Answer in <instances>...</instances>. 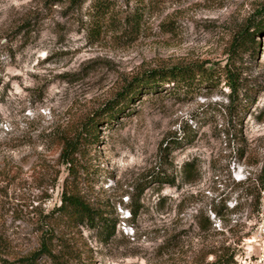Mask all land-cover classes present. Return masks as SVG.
I'll list each match as a JSON object with an SVG mask.
<instances>
[{
	"label": "rangeland",
	"instance_id": "374dc122",
	"mask_svg": "<svg viewBox=\"0 0 264 264\" xmlns=\"http://www.w3.org/2000/svg\"><path fill=\"white\" fill-rule=\"evenodd\" d=\"M263 6L0 0V261L54 264L45 242L66 264H208L229 254L232 264H264V195L257 200L237 185L264 163V31L239 61L252 93L241 124L235 106L227 110L223 82L187 95L166 85L116 120L101 118L105 103L144 70L224 66L230 42ZM89 117L98 119L96 136L74 155L71 176L61 140L75 138ZM187 162L195 166L190 181ZM65 189L115 225L114 235L68 225L56 212ZM140 192L133 218L130 202Z\"/></svg>",
	"mask_w": 264,
	"mask_h": 264
},
{
	"label": "trees",
	"instance_id": "16d2710c",
	"mask_svg": "<svg viewBox=\"0 0 264 264\" xmlns=\"http://www.w3.org/2000/svg\"><path fill=\"white\" fill-rule=\"evenodd\" d=\"M58 3V1H64L71 6H79L83 0H52ZM98 9L107 11L102 7L99 2ZM260 16L256 22H249L241 31L235 35L228 47V53L231 56L229 62L224 66L221 65H207L206 62H193L183 66H163L159 68H151L142 71L141 73L133 76L129 82L122 86V89L115 94L112 100H108L105 103V109L101 115V118H105L106 121L112 122L116 120V117L123 114L125 109H129L130 105L138 101L144 94L157 93L166 85H171L174 90H180L183 94H192L197 92L201 88H217L223 82L230 89L228 98L230 104L227 110H232L235 106V118H237L238 124H241V116L247 111L249 104L252 101V93L248 90V86L243 83V77L241 72L240 60L243 58V54L249 52L251 55L255 49V33H261L264 31V6L260 11ZM250 21V20H249ZM253 23V24H252ZM252 24V25H251ZM232 112V111H230ZM89 121H85L82 124L81 132L75 135V138L69 139L62 137V152L61 161L64 164L69 165V174L74 176L73 157L76 153L85 147L87 139H94L96 132V125L99 123L98 119L95 120L88 118ZM193 140L189 141V144ZM163 143L165 150L168 147H174L173 144ZM163 149V150H164ZM162 150V148H161ZM164 150V151H165ZM194 163L187 162L183 166V179L186 181L192 180ZM246 182L240 181L238 186L248 185L245 188L246 194L255 195L259 200L260 194L264 195V163L261 171L254 179H251V173H248ZM171 186L175 185L172 181ZM141 192L131 200L129 206L130 215L135 218L141 209L139 203ZM236 206V205H235ZM56 212L65 219L68 225L76 226L75 224L87 223L94 228H99L104 233L106 232V239L112 237L115 232V225H108L107 219L104 220L102 214L98 213L95 208L82 197L79 193L72 190L65 189L61 196L60 206L56 208ZM215 216L221 217V213L215 210ZM107 223V224H106ZM107 228L110 231H107ZM42 250L51 259L54 264H66L59 255H55L51 249L43 242ZM232 255H221L208 264H232ZM0 264H6V262L0 261ZM26 264H29L26 261Z\"/></svg>",
	"mask_w": 264,
	"mask_h": 264
}]
</instances>
